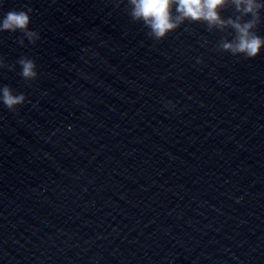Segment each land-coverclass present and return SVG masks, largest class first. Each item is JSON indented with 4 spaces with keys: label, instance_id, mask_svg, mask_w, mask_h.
<instances>
[{
    "label": "clouds",
    "instance_id": "clouds-1",
    "mask_svg": "<svg viewBox=\"0 0 264 264\" xmlns=\"http://www.w3.org/2000/svg\"><path fill=\"white\" fill-rule=\"evenodd\" d=\"M234 10V16L224 17L222 11ZM264 0H126V11L133 22H142L148 29L149 38L160 41L170 32L175 31L186 21L202 23L209 32L228 33L232 39L222 38L217 50L246 59L257 57L264 49V37L256 29L262 22L261 12ZM32 9L10 10L0 18V33H22L17 40L21 45H35L40 34L29 28ZM199 62V61H198ZM20 66L19 75L26 82L38 78L37 64L29 57H20L15 64H7L0 56V69L15 70ZM30 103L24 93H14L8 85H0V104L9 111H16L19 106ZM168 107H174L169 104Z\"/></svg>",
    "mask_w": 264,
    "mask_h": 264
}]
</instances>
